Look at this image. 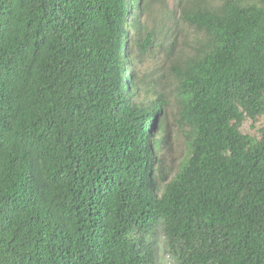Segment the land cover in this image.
I'll return each mask as SVG.
<instances>
[{"label": "trees", "instance_id": "trees-1", "mask_svg": "<svg viewBox=\"0 0 264 264\" xmlns=\"http://www.w3.org/2000/svg\"><path fill=\"white\" fill-rule=\"evenodd\" d=\"M146 5L0 0V264H155L158 230L172 264H264V0L180 6L167 179L169 96L137 100L131 67Z\"/></svg>", "mask_w": 264, "mask_h": 264}, {"label": "rangeland", "instance_id": "rangeland-1", "mask_svg": "<svg viewBox=\"0 0 264 264\" xmlns=\"http://www.w3.org/2000/svg\"><path fill=\"white\" fill-rule=\"evenodd\" d=\"M147 4L143 10L135 9L132 17H137L147 30L154 33V44L147 52L137 53L133 48L131 51V67H135L138 75V88L135 91L136 99L147 101L157 94L169 96L170 106L166 111L171 126L168 135L161 144V150L157 154V161L154 164L156 172L161 171L163 179L170 178L182 159L186 144L184 134L180 133L175 124L177 119L176 106L171 97L174 82L171 76L170 64L176 60H183L190 52L191 46L198 38L196 31L184 23L180 18V6L188 0H146ZM132 17L129 18L131 22ZM129 34L133 29L129 28ZM171 50L166 51L169 44ZM168 57V58H167ZM251 122L247 121L242 129L244 132L255 133L250 127ZM258 124H255V127ZM155 264H172L174 260L164 248V238L161 230L157 231Z\"/></svg>", "mask_w": 264, "mask_h": 264}]
</instances>
